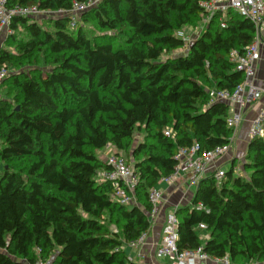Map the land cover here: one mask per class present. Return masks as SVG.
<instances>
[{"label": "trees", "instance_id": "trees-1", "mask_svg": "<svg viewBox=\"0 0 264 264\" xmlns=\"http://www.w3.org/2000/svg\"><path fill=\"white\" fill-rule=\"evenodd\" d=\"M74 1L8 4L58 10ZM201 1L99 0L75 28L70 14L37 17L52 29L30 15L11 20L0 36V68L10 70L0 84V264H141L126 248L151 228L150 189L174 171L180 148L198 143L202 154L230 142L231 106L211 102L209 89L233 91L245 79L229 54L256 38L253 21L229 7L177 55L181 30L208 15ZM109 145L139 176L132 204L97 178L111 168L97 155ZM235 166L221 181L200 179L192 204L176 209L179 250L264 262V134Z\"/></svg>", "mask_w": 264, "mask_h": 264}, {"label": "built area", "instance_id": "built-area-1", "mask_svg": "<svg viewBox=\"0 0 264 264\" xmlns=\"http://www.w3.org/2000/svg\"><path fill=\"white\" fill-rule=\"evenodd\" d=\"M99 0H82L74 1L70 9L47 10L40 9L38 6H11L8 0H0V36L5 33L12 32L10 24L15 16H29L32 14L45 17L62 16L70 14V26L75 28L77 26L80 14L89 9ZM202 6L208 12L204 20H209L211 14L215 11L234 8L243 16L250 18L255 24L257 33L255 40L248 45L244 51L234 49L229 54V59L235 63L237 70H242L245 74V79L233 90L217 89L211 87L209 89L210 101L225 100L231 105L239 106V110H233L228 117V125L233 128V133L229 137V143L225 145L216 146L210 151H205L200 154V145L195 143L193 146L187 148H180L178 157V164L174 171L161 179V182L172 184L180 177L187 176L191 183H196L204 173L209 169L213 162H216L221 156L231 150V144L235 139L236 132L243 121V109L260 101L264 96V88L252 81L254 74V65L261 58V43H264L262 38V30H264V0H202ZM54 13V14H52ZM47 15V16H46ZM224 25V23H222ZM180 36L187 42L188 35ZM9 69L5 67L0 68V84L9 75ZM232 107V106H231ZM167 135H174L172 130H167ZM249 134L251 138L262 136L264 134V108L253 120ZM110 146V145H109ZM107 163L110 169L103 173L104 178L110 180L115 187L114 199L122 204H132L135 202L134 189L139 181V176L135 174L134 170L119 157H109ZM225 176V170L218 169L215 172L217 180L221 181ZM149 198L152 203L151 216H154L158 209V201L163 198V193L157 187H153L149 191ZM176 209L173 210L167 218V224L164 229V235L161 243L157 247V255L171 256L176 258L179 262H184L194 258H208L209 255L204 251L203 246L195 249L179 250L178 248V227L179 219L176 215ZM200 229H206L205 224H200ZM148 238V232H143L138 238L127 242L129 248L137 250L135 254L130 255V258L136 259L142 257L140 250L141 246L145 244ZM222 261L229 263V257L222 258ZM33 264H48V262L38 259Z\"/></svg>", "mask_w": 264, "mask_h": 264}, {"label": "crops", "instance_id": "crops-1", "mask_svg": "<svg viewBox=\"0 0 264 264\" xmlns=\"http://www.w3.org/2000/svg\"><path fill=\"white\" fill-rule=\"evenodd\" d=\"M47 16V15H46ZM262 38L264 40V30L261 32ZM261 58L255 62L254 74L252 76V81L257 85L264 88V43H261ZM229 103V102H228ZM231 112L233 110H239V106L231 105ZM264 108V96L262 99L255 104L246 106L243 111V121L236 132L234 141L231 144V150L221 156L216 162H213L209 169L202 175V178L209 177L218 169H226V164L236 163V172L241 171L242 162L246 156L248 145L252 139L249 131L253 120ZM239 162V166L237 165ZM199 179V180H200ZM193 183H191L187 176L180 177L176 182L168 184L162 182L158 184V187L163 189L164 200L158 205L157 214L151 216V228L148 231V238L140 248L142 252V257H138L135 260L141 264H234L231 260L229 263L222 262L221 258H215L209 256L208 258H194L184 262H179L176 258L171 256H159L157 255V247L161 243L164 232L163 227L166 221V211H173L177 208L183 206H190L194 197V192L192 189ZM196 191V190H195ZM160 212V213H159ZM205 232V231H203ZM206 233V240L209 238V234ZM131 249V254L136 253L137 250ZM264 264V262L259 261H248L243 264Z\"/></svg>", "mask_w": 264, "mask_h": 264}, {"label": "rangeland", "instance_id": "rangeland-1", "mask_svg": "<svg viewBox=\"0 0 264 264\" xmlns=\"http://www.w3.org/2000/svg\"><path fill=\"white\" fill-rule=\"evenodd\" d=\"M226 11H227V9H225V11H224V15L226 14ZM52 14H54V13H52ZM31 17H33V18H36L37 20H39L38 18H44L45 17V15H43V16H41L40 17V15L38 14V15H35V14H32V15H30ZM38 17V18H37ZM208 21L209 20H201L200 22H199V24L196 26H187L186 28H184L183 30H181V32H183L184 34V36L185 35H188L189 36V39L187 40V42H186V46L185 47H183L182 48V50H178L177 52H176V54L177 55H179V54H186L187 52H188V49H189V45L191 44V42L196 38V37H198L204 30H205V27H206V25H207V23H208ZM39 22H41L42 23V25L44 26V27H46V28H50V29H52L53 27H52V24L50 23V21L48 20V19H44V20H39ZM88 26H90L91 28H92V24H87ZM94 31H96L97 32V29H95ZM169 56V54H164V55H162V59H165V58H167ZM10 71V70H9ZM0 95H4V93L2 92V91H0ZM143 138V136H142V134L141 133H138V135L136 136V139H135V143H134V146L135 145H137V143H138V141L140 140V139H142ZM97 155L99 156V158H101L103 161H105V162H107V159L110 157H119V158H122L125 162H127V161H130L129 160V156L127 155V153L126 152H123V151H117L116 150V148L115 147H113V146H108V147H106V148H104V149H101V150H98L97 151ZM128 163V162H127ZM130 167H131V169L132 170H134V168H133V165L131 164V162H130V164H128ZM238 166H239V162H238V164H237ZM4 167H5V164L2 162V161H0V171H3V169H4ZM231 168V164H226V169L227 170H229ZM106 170H104V171H100V173L98 174V176H97V178L99 179V180H101L102 179V177H104L103 176V173L105 172ZM160 183H162V182H160ZM159 183V184H160ZM197 185H198V182H196V183H194L193 185H192V189H193V192H194V194H195V190H196V188H197ZM157 188H158V190L159 191H161L162 193H163V198L162 199H160L159 201H158V205L159 204H161V202L164 200V192H163V189L162 188H160V187H158L157 186ZM172 211H166L165 213H167L166 214V221H165V223H164V227H163V232H164V229H165V226H166V224H167V218H168V215L171 213ZM160 213V212H159ZM156 214H157V212H156ZM155 214V215H156ZM202 237H203V239L206 241V233L205 232H203V234H202ZM126 252H127V254L128 255H130L131 254V249H129V248H126ZM223 262V261H222ZM230 262V261H229ZM250 264H255L254 262L253 263H250Z\"/></svg>", "mask_w": 264, "mask_h": 264}]
</instances>
